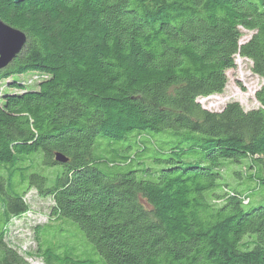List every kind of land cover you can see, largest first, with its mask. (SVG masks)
<instances>
[{"label":"trees","instance_id":"obj_1","mask_svg":"<svg viewBox=\"0 0 264 264\" xmlns=\"http://www.w3.org/2000/svg\"><path fill=\"white\" fill-rule=\"evenodd\" d=\"M0 19L27 37L0 70L16 90L0 94L1 224L29 187L105 264H264V83L247 111L197 101L235 55L264 82V0H0ZM6 233L0 264H30ZM39 245L44 264H92Z\"/></svg>","mask_w":264,"mask_h":264},{"label":"rangeland","instance_id":"obj_2","mask_svg":"<svg viewBox=\"0 0 264 264\" xmlns=\"http://www.w3.org/2000/svg\"><path fill=\"white\" fill-rule=\"evenodd\" d=\"M9 26L12 27L11 25ZM241 31V42H244L250 38L252 32H248L246 30ZM25 40H27L26 35ZM234 63L235 66L226 71L227 83L222 93L197 99L202 108L208 111L216 112L221 110L228 102L239 103L245 111L259 106L255 100V93L263 85V80L251 71V61L235 55ZM30 75L31 74L29 73L16 75L10 78V80L15 79L25 81L27 84L31 83L32 79H37V77H31ZM29 85H34V82ZM1 90L0 94H2L4 90L7 92L16 91L12 88H8L7 85H4ZM192 157L195 159L202 158L204 157V154L198 153ZM36 158H38L36 167L42 168V166H40L42 161L40 156H37ZM141 160L144 159L142 158ZM144 162H147V160H144ZM132 168L136 169L138 168V165L133 163ZM54 169H60V167H45L43 168V172H41V174L44 175V172L49 173ZM1 175L3 176L4 172L0 169V176ZM230 178L233 181H231ZM222 179H229L231 183L237 182L234 169L230 168L226 175L222 174ZM246 187L247 190L251 191V193L248 195L249 203L245 207L250 208L256 205L255 192L257 191V188L254 189V187L249 184H247ZM19 188L20 186H17V189ZM242 191H245V188ZM22 195L28 204V212L21 217L10 220L7 225L0 223V231H7L4 236V241H6V243L19 255L25 258L28 263L44 264L40 258V253L42 252L41 249L43 248L39 245L40 242L43 246L51 248L53 250L52 254L57 253L63 256L66 255L78 259H87L91 261L92 264H105L102 257L95 250L93 244L87 240L84 232L76 223L66 218L54 220L50 216V206L52 205V202L49 197H40L34 188L29 187ZM3 199L6 198L4 197ZM2 209L3 206L0 203V216ZM41 225H45L41 227L44 228V231H39L38 235L40 240L37 241L35 229Z\"/></svg>","mask_w":264,"mask_h":264},{"label":"water","instance_id":"obj_3","mask_svg":"<svg viewBox=\"0 0 264 264\" xmlns=\"http://www.w3.org/2000/svg\"><path fill=\"white\" fill-rule=\"evenodd\" d=\"M19 3L25 0H13ZM25 34L0 19V70L7 67L9 63L21 52L25 45ZM55 161L67 162V158L60 153L55 155Z\"/></svg>","mask_w":264,"mask_h":264},{"label":"built area","instance_id":"obj_4","mask_svg":"<svg viewBox=\"0 0 264 264\" xmlns=\"http://www.w3.org/2000/svg\"><path fill=\"white\" fill-rule=\"evenodd\" d=\"M247 201H245L244 203H246Z\"/></svg>","mask_w":264,"mask_h":264}]
</instances>
